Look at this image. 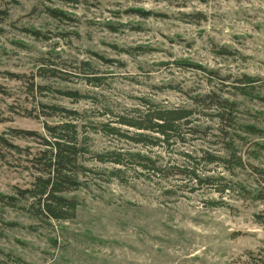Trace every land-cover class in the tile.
<instances>
[{"label": "rangeland", "instance_id": "374dc122", "mask_svg": "<svg viewBox=\"0 0 264 264\" xmlns=\"http://www.w3.org/2000/svg\"><path fill=\"white\" fill-rule=\"evenodd\" d=\"M148 105L191 111L183 142L134 143L159 138L120 124ZM65 122L80 206L36 219L16 192L40 139L11 130ZM0 136L22 151L0 145V264H264V0H0Z\"/></svg>", "mask_w": 264, "mask_h": 264}, {"label": "trees", "instance_id": "16d2710c", "mask_svg": "<svg viewBox=\"0 0 264 264\" xmlns=\"http://www.w3.org/2000/svg\"><path fill=\"white\" fill-rule=\"evenodd\" d=\"M249 82L252 81L249 77H244ZM34 89L42 91L44 88L38 85H31V91ZM241 94L248 96L244 90ZM73 97V95H69ZM212 102V101H211ZM213 106L226 104L227 101L217 100ZM191 116V111L185 109H168L156 108L148 105L139 116L138 122H123V126L136 129L137 131L150 132L156 134L159 138H150L142 133H136L133 139L134 143L141 146L156 147L159 144H173L183 142L179 135L180 123H187ZM222 118L221 115H218ZM47 138L41 137L32 131L11 130V135L14 138L37 137L40 139L41 148L32 153L27 151V160L34 170V177L31 187L27 189H17L19 199L25 200L29 204L28 211L36 219H46L56 222H66L75 218V213L80 206V203L75 198H68L65 195L70 192L78 191L83 183L80 178L86 172V168L82 165L83 155L87 153V149L80 144V133L78 126L72 122H65L58 125H45ZM0 145L16 152H22L16 145L11 144L8 140L0 136ZM136 158L149 162L146 158H141L139 155ZM187 159L189 156L185 155ZM233 157V154L231 155ZM100 162H103L102 157H98ZM218 159H211L209 163H213ZM114 165L124 167V161L121 155H116V159L111 161ZM142 171H145L151 176L167 177L162 175L165 168L156 166L151 163L150 167L139 163ZM175 168V167H174ZM186 167L174 169V175L189 177L195 183H201L195 174L194 167L187 169ZM212 180L206 179L205 184H211ZM259 200L260 193L257 195ZM13 199H9L12 201Z\"/></svg>", "mask_w": 264, "mask_h": 264}]
</instances>
